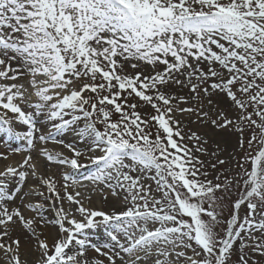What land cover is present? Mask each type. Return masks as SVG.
Here are the masks:
<instances>
[{"label": "snow or ice", "instance_id": "obj_1", "mask_svg": "<svg viewBox=\"0 0 264 264\" xmlns=\"http://www.w3.org/2000/svg\"><path fill=\"white\" fill-rule=\"evenodd\" d=\"M0 133V264H264V0H0Z\"/></svg>", "mask_w": 264, "mask_h": 264}, {"label": "bare ground", "instance_id": "obj_2", "mask_svg": "<svg viewBox=\"0 0 264 264\" xmlns=\"http://www.w3.org/2000/svg\"><path fill=\"white\" fill-rule=\"evenodd\" d=\"M35 99H38V98H34V100ZM24 108H25L26 111H32L33 108H34V103L32 105H27V106L24 105ZM27 108H30V110H27ZM39 123L43 124V123H45V121L41 120ZM24 127L25 126H20V128L22 130H23ZM49 130H50V128H49ZM70 133H72V132L65 133L61 137H58V139H64L66 143H72V144H75L77 147H83V145H81L80 142H77V140L75 138V134L74 133L70 134ZM2 135L3 134L0 133V137ZM2 141H3V139L0 138V151H8L9 146L26 148V143L24 141H11L10 145H9V142H6L5 145H2L1 144ZM43 146H46L49 149V151H51L53 153H55V152H64L65 154H70V153L67 152V149L62 148L59 145H55L52 141H48L47 144H45ZM33 152H34V150H33ZM42 158L43 157H41L40 160L37 161V163L39 164V167L43 171L45 166H44ZM22 159H23V154L12 155L8 161L0 160V170H2L3 167L6 164H8V163L15 164V163H17L18 161H20ZM53 168H55V166H53ZM94 170H95L94 168H89L87 171L81 170V172L77 175V179L80 180L83 184L87 185L88 181L83 180V176L87 175V174H90ZM60 172H61V175H62V172H63L62 168L60 169ZM80 190L84 191L85 195H88V193H87V191L85 189H80ZM93 206L94 207H105V205L102 204V202L100 201L99 197H97V196H93ZM96 238L99 239L98 237H96Z\"/></svg>", "mask_w": 264, "mask_h": 264}, {"label": "rangeland", "instance_id": "obj_3", "mask_svg": "<svg viewBox=\"0 0 264 264\" xmlns=\"http://www.w3.org/2000/svg\"><path fill=\"white\" fill-rule=\"evenodd\" d=\"M27 106V105H26ZM27 110H30V108H27ZM40 124H42V123H40ZM44 124V123H43ZM49 128H50V126H49ZM73 133V132H72ZM72 133H70V134H72ZM75 134V133H74ZM1 139H7V137H5L4 135H2L1 137H0ZM75 138H76V134H75ZM76 140H77V142H79L78 141V139L76 138ZM1 144L3 145V142H1ZM44 158H42V160H43ZM50 174H54L55 175V178L57 179V180H60L61 179V177H62V175H61V172H60V169H57L56 167L55 168H53V166L51 167V171H50ZM209 178L211 179L212 178V175H210L209 176ZM232 199H235L236 198V193H235V191H233V193H232V197H231ZM243 214V213H242ZM228 215V212H227V209H225V216H227ZM96 237H98L99 239H97ZM89 239L90 240H92L94 243H97V244H103V243H105L106 241H107V236H106V233L104 232V230L103 229H97V230H93L90 234H89Z\"/></svg>", "mask_w": 264, "mask_h": 264}]
</instances>
